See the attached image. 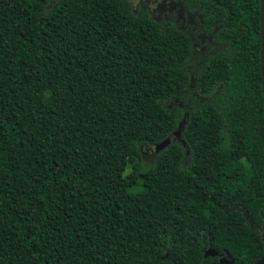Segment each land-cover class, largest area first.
<instances>
[{
	"label": "trees",
	"instance_id": "1",
	"mask_svg": "<svg viewBox=\"0 0 264 264\" xmlns=\"http://www.w3.org/2000/svg\"><path fill=\"white\" fill-rule=\"evenodd\" d=\"M189 1L0 0V264L264 258L261 1Z\"/></svg>",
	"mask_w": 264,
	"mask_h": 264
},
{
	"label": "flooded vegetation",
	"instance_id": "2",
	"mask_svg": "<svg viewBox=\"0 0 264 264\" xmlns=\"http://www.w3.org/2000/svg\"><path fill=\"white\" fill-rule=\"evenodd\" d=\"M133 12L143 11L151 14L157 21L174 23L179 29L188 30L192 36L199 38L204 44L211 41V37L199 32L203 23L201 6L196 7L189 0H127ZM199 4L201 0H198ZM197 47V46H196ZM264 240V235L262 236ZM219 262L222 260L220 254Z\"/></svg>",
	"mask_w": 264,
	"mask_h": 264
},
{
	"label": "water",
	"instance_id": "3",
	"mask_svg": "<svg viewBox=\"0 0 264 264\" xmlns=\"http://www.w3.org/2000/svg\"><path fill=\"white\" fill-rule=\"evenodd\" d=\"M261 1V39H262V50H261V71H262V86H263V97H264V0ZM181 136V131L179 130L177 133L173 135V137L168 138L163 143L157 146V150H162L169 146L173 140L178 139ZM207 256L215 257L217 255V252L210 249L206 253ZM221 264H234V262L228 258H222L220 261ZM255 264H264V258L261 259L259 262Z\"/></svg>",
	"mask_w": 264,
	"mask_h": 264
}]
</instances>
